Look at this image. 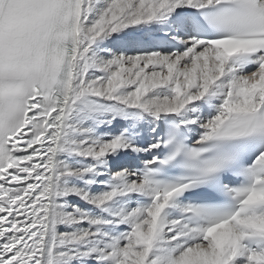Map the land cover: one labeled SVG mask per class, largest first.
Returning a JSON list of instances; mask_svg holds the SVG:
<instances>
[{
    "label": "snow or ice",
    "instance_id": "obj_1",
    "mask_svg": "<svg viewBox=\"0 0 264 264\" xmlns=\"http://www.w3.org/2000/svg\"><path fill=\"white\" fill-rule=\"evenodd\" d=\"M0 264H264V0H0Z\"/></svg>",
    "mask_w": 264,
    "mask_h": 264
}]
</instances>
